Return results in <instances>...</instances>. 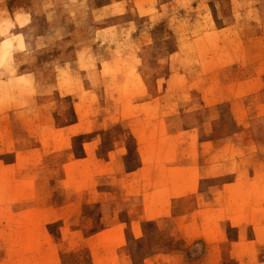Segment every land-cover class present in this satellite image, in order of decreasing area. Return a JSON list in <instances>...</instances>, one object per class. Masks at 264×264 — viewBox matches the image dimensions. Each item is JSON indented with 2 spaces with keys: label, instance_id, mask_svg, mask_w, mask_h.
<instances>
[{
  "label": "rangeland",
  "instance_id": "374dc122",
  "mask_svg": "<svg viewBox=\"0 0 264 264\" xmlns=\"http://www.w3.org/2000/svg\"><path fill=\"white\" fill-rule=\"evenodd\" d=\"M108 1L0 0V264H264V0Z\"/></svg>",
  "mask_w": 264,
  "mask_h": 264
},
{
  "label": "crops",
  "instance_id": "0c3cea01",
  "mask_svg": "<svg viewBox=\"0 0 264 264\" xmlns=\"http://www.w3.org/2000/svg\"><path fill=\"white\" fill-rule=\"evenodd\" d=\"M114 0H109L107 3L108 5L112 3ZM111 5V4H110ZM134 9V7H133ZM136 11L134 9V13L131 14L129 9L125 8V11L121 13L118 16H112L109 17L108 19L111 20V22H118V23H129L133 22L136 24ZM62 19L59 17L56 18L55 21L52 23L45 24L41 29H39L37 32H32L30 33L29 30H26L22 28V26H14L8 30V37L11 36H21L22 38V44H23V49L22 51H14L12 53V60L18 61V60H27L29 62L30 56L26 55V53H32L33 56V63L37 65V70L38 73L41 74V77L43 74L46 72V65L49 63L51 65H55L56 61H48V58L45 56H42L41 54L44 52L40 51H35L36 46H51L54 45L55 43L59 42L57 39H55L56 35L59 34L61 39L64 41H67V38L71 36L73 29H70L69 26L62 25ZM126 27V26H125ZM145 30L139 25H135V30L131 34V39L133 41L139 42L141 45L142 41V33ZM54 36V37H52ZM7 38V37H6ZM5 40V38H0V42ZM54 40V42H53ZM69 43L73 44L74 41L72 40V36L70 37ZM14 45V44H13ZM73 52L75 53L77 51V47L73 48ZM25 52V54L23 53ZM48 61V62H47ZM64 63V62H63ZM76 63V57L75 58H69V67H72L73 64ZM65 65V63H64ZM19 69L21 67L19 66ZM28 70V69H27ZM87 74V73H86Z\"/></svg>",
  "mask_w": 264,
  "mask_h": 264
}]
</instances>
